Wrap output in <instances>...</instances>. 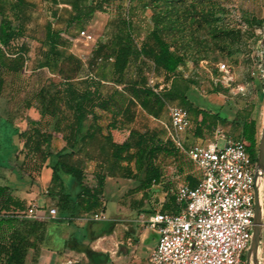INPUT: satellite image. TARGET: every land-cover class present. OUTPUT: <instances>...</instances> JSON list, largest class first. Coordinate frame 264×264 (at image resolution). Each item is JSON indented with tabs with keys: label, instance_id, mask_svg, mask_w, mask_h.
Instances as JSON below:
<instances>
[{
	"label": "rangeland",
	"instance_id": "374dc122",
	"mask_svg": "<svg viewBox=\"0 0 264 264\" xmlns=\"http://www.w3.org/2000/svg\"><path fill=\"white\" fill-rule=\"evenodd\" d=\"M17 1L0 0L4 14L15 25L19 21L24 22L23 34L10 43L8 50L14 52L22 44L28 49L25 67L17 74L4 76L5 84L0 95V185L11 187L15 195L29 193L31 198L30 202L26 201L27 208L31 203H36L44 208L48 204L57 209L51 201L45 202L48 188L44 182L42 153L29 152L19 132L32 127L29 119L38 120L50 137L44 149L53 155L67 149L65 136L69 135L67 125L73 119L72 113L59 101L56 116L42 114L44 107L39 94L42 88L51 93L62 90L60 83L63 76L72 77L73 83L79 87L84 85L83 81L87 77L96 81L101 78L106 80L102 93L108 96L114 92L115 102L107 109L97 108L101 113L99 122L104 128L112 120L113 113L118 112L120 118L119 114L130 98V83H146L150 87L156 85L158 89L162 86V91L169 87L173 79L179 83L190 79L194 84L190 86L189 97L194 104L213 111L224 105V114L225 109L244 115L251 112L258 127L254 138V152L258 157L264 129V0H110L105 11H96L90 18L71 25L70 7L59 4V0H24L20 12ZM128 17L132 21L134 44L137 47L155 29L170 44L171 49L183 54L184 60L174 74L167 78L163 71L155 68L151 60L133 56L125 71V83L114 82L117 75L114 74L110 55L126 35L123 20ZM253 17L262 19L263 24L252 25ZM48 25L60 30L64 41V45L57 47L61 54L58 62L55 65L52 63V66L47 64L45 58V53L50 49L45 41ZM82 31L91 37L82 35ZM100 47L102 59H97L95 51ZM168 102L181 104L180 100ZM134 111V121L128 125L130 128L139 132L157 131L163 142L170 140L163 124L170 122L166 106L160 118L149 115L140 105ZM189 116L191 123L186 132L193 138L197 123L193 115ZM58 117L59 123L56 125ZM91 123L92 119L88 118L78 126L74 143L76 150L82 146L81 137L86 134ZM201 132L207 141H215L222 134L231 135L233 139L242 138L241 124L232 121L222 123L209 119L201 126ZM136 141L137 136L131 138L133 150L136 149ZM99 143L96 141L91 146L85 145L84 150L78 153L84 157L85 151L90 148L95 155L91 159L85 158L84 168L85 182L92 187L97 185L95 174L102 172L103 164L106 163L105 156L95 150ZM225 144V138L217 139L218 147L222 148ZM169 148L172 153H158L155 162L169 179L174 176L175 182L170 180L167 182L169 185L159 187H154L157 184L155 182L151 185L155 191L162 192L160 197L152 198V203L157 206L168 200L172 190H175V184L196 181L201 175L185 152L173 144ZM185 148L189 150L191 146L185 144ZM51 160L49 166L54 164L55 158ZM126 165V162L120 164L118 175L124 176ZM137 171L136 164L132 163L130 173L125 174V178H107L106 189L114 190L117 185H121L123 192L130 190L126 199H133L137 206L140 201L145 204L146 196L138 193L144 172L137 174ZM63 174L67 181H74L72 176ZM115 202L116 199L110 197L107 191L105 215L109 218L113 214ZM8 215L11 214L0 212V219ZM25 220L27 218L23 217L21 221Z\"/></svg>",
	"mask_w": 264,
	"mask_h": 264
},
{
	"label": "trees",
	"instance_id": "16d2710c",
	"mask_svg": "<svg viewBox=\"0 0 264 264\" xmlns=\"http://www.w3.org/2000/svg\"><path fill=\"white\" fill-rule=\"evenodd\" d=\"M61 3L70 6L71 17L69 25L86 20L90 18L96 11H105L110 0H59ZM24 0L17 1V7L20 12L24 6ZM0 95L5 84V75H14L23 70L27 59V47L22 44L16 51H9L10 43L17 37L23 34L24 25L19 21L17 25L8 18L3 9L0 7ZM57 16V11H55ZM252 25H262L263 20L253 17L251 19ZM126 35L120 40L116 49L113 50L110 59L113 60L112 66L116 84H124L125 71L128 68L130 59L133 56L143 57L151 60L155 68L163 71L167 78L174 74L178 67L182 64L183 54L171 49L170 44L162 37V35L155 29L149 32L140 47L134 44L133 25L130 17L123 20ZM62 32L54 30L51 25H48L45 41L50 45V49L45 53L47 64L55 65L60 57V51L57 47L64 45ZM101 47L95 51L97 59H102ZM71 58V55L69 56ZM53 63V64H52ZM61 69H59V72ZM72 77L63 76L62 90H56L51 93L50 90L42 88L40 90V97L43 102L42 114H50L56 116L58 113V102L62 101L73 115V119L68 123L67 128L69 135L65 136L67 149L53 155L44 149V145L49 142V135L44 131L40 122L35 119H29L32 127L21 130L19 136L24 141V146L29 152H41L43 163L49 158H55L54 164L51 166V190H57L61 198L69 194L65 193L64 182L60 174L65 173L73 177L74 182L79 186V191L75 194L76 201L74 205H78L82 212L89 213L98 209L102 205L101 196L105 180L108 176H117L120 164L127 163L125 167V174L130 173V165L135 163L137 166V174L144 172V177L141 180L140 187L147 189L155 183H159L162 177V170L156 164L155 158L158 153H172L169 148L172 145L171 140L163 142L159 137L157 131L147 130L139 132L130 128L128 125L134 121V109L140 105L149 115L154 118H160L168 100H180L181 106L185 107L189 115L195 117L196 129L201 131V126L209 122V119L217 120L222 123L232 121L240 123L242 126V138L247 151L251 155L254 162L258 157L255 156L254 142L255 136L258 133L257 122L252 117L251 112L241 114L238 111L232 112L230 109L223 113L224 105L217 107L216 111L203 108L193 103L189 97L190 86L194 82L190 79H185L183 83L177 80H172L169 87L162 91L156 92L146 83L132 82L130 86V98L125 107L120 112L112 114V120L108 122L106 128L100 124L101 113L97 108L107 109L111 103L115 102V93L106 96L102 93L104 78L95 80L87 77L83 81V86L79 87L72 81ZM156 87V85H154ZM218 90L216 89V92ZM92 119V123L86 132L81 137L82 146L75 149V139L78 126L83 120ZM59 123V117L56 125ZM106 130V131H105ZM60 131V130H59ZM137 136L136 149L133 150L131 138ZM100 142L97 149L100 154L105 156L103 171L95 174L97 185L90 187L85 184L84 168L85 158H94L95 155L90 148L85 151L84 157L78 153L84 150L85 145L91 146L94 142ZM94 149V148H93ZM108 163V164H107ZM190 184L194 186L196 181L190 180ZM26 201L13 193L11 187L7 185H0V212L8 215L0 219V225L3 222L9 223L11 226L22 222L17 218V214L25 211ZM164 210L177 211V206L174 197H170L165 205ZM40 240V239H39ZM28 238V232L23 227H14L7 237L1 235L0 231V264H25L27 251L31 246Z\"/></svg>",
	"mask_w": 264,
	"mask_h": 264
},
{
	"label": "built area",
	"instance_id": "2783aa9c",
	"mask_svg": "<svg viewBox=\"0 0 264 264\" xmlns=\"http://www.w3.org/2000/svg\"><path fill=\"white\" fill-rule=\"evenodd\" d=\"M82 35L91 37L86 31ZM152 88L159 92L162 86ZM165 106L170 122L163 124L170 140L188 155L201 175L194 186L187 181L176 184L177 211L158 210L149 217L148 224L158 240L147 264H252L249 252L256 192L261 200L258 259L264 264V172L257 168L241 139L226 138L222 148L217 139L201 141L187 150L182 134L190 127L189 113L179 104L166 101ZM44 210L31 203L19 215L37 217ZM48 211L57 216L56 208ZM92 218L110 219L105 213H94Z\"/></svg>",
	"mask_w": 264,
	"mask_h": 264
},
{
	"label": "crops",
	"instance_id": "0c3cea01",
	"mask_svg": "<svg viewBox=\"0 0 264 264\" xmlns=\"http://www.w3.org/2000/svg\"><path fill=\"white\" fill-rule=\"evenodd\" d=\"M59 4L69 6L61 2ZM223 136L225 139L231 138V135L223 134L219 137ZM183 141L184 146L186 144L191 147L201 141L210 142L205 140L202 132L197 129L193 133V138L185 132ZM51 158L49 157L44 162V182L48 188L45 202L51 201L55 204L58 209L57 216L53 217L49 214L48 210L51 207L47 204L46 210L37 217H26L24 225L20 222L13 226L7 222L0 225L1 235L4 237H7L14 227H23L28 232V238L32 244L27 251L25 264H147L158 240V234L149 226L148 219L156 211L164 210L166 203L164 201L160 206H157L152 203V198L160 197L162 192L155 191L153 187L147 189L139 187L138 193L146 196V203L142 204L140 201L137 206L133 199H126L129 189L123 192V186L117 185L116 189L108 190L104 184L101 207L93 212L85 213L78 205H74L75 194L79 191V186L71 179L67 181L63 173L60 176L64 182L65 193L70 195L69 198L67 199L66 196L61 198L57 190L50 189L52 168L49 165L52 163ZM118 177L125 178L120 175L107 178ZM190 178L192 179V177ZM170 180L175 182V177L172 176L169 179L162 171L160 182L154 187L169 185L170 183L167 182ZM187 182L190 183V181ZM107 191L110 197L116 199L113 214L108 220H94L92 218L94 213H106L105 194ZM172 192L170 197H174V191L172 190ZM165 193L163 192V194ZM30 196L29 193L18 195L28 202H30ZM16 216L20 221L23 219L19 214Z\"/></svg>",
	"mask_w": 264,
	"mask_h": 264
},
{
	"label": "water",
	"instance_id": "95a60500",
	"mask_svg": "<svg viewBox=\"0 0 264 264\" xmlns=\"http://www.w3.org/2000/svg\"><path fill=\"white\" fill-rule=\"evenodd\" d=\"M257 168L260 169L262 172H264V129L261 133L260 142H259ZM260 238H261V200L259 198L258 192H256L253 239H252L251 249L249 252V257H250L249 262L252 259V264H260L258 259Z\"/></svg>",
	"mask_w": 264,
	"mask_h": 264
}]
</instances>
